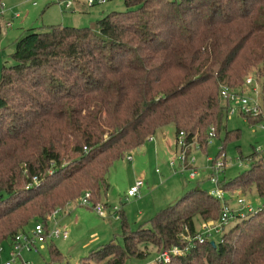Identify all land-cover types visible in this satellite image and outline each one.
<instances>
[{
    "label": "trees",
    "instance_id": "16d2710c",
    "mask_svg": "<svg viewBox=\"0 0 264 264\" xmlns=\"http://www.w3.org/2000/svg\"><path fill=\"white\" fill-rule=\"evenodd\" d=\"M123 4L89 26L26 29L15 41L14 63L2 66L0 244L34 218L46 223L84 189L98 203L112 164L163 125L204 148L209 127L217 135L227 118L220 85L238 87L250 67L264 68V0ZM243 117L249 124L260 119ZM245 159L250 167L220 188L254 187L261 206L235 221L221 242H197L153 264H264V156ZM220 214V199L191 187L136 231L121 212L123 245L111 240L80 264L88 256L95 264H128L145 257L140 245L157 253L184 246L181 235L195 232L196 219ZM60 255L51 249L53 260Z\"/></svg>",
    "mask_w": 264,
    "mask_h": 264
},
{
    "label": "rangeland",
    "instance_id": "374dc122",
    "mask_svg": "<svg viewBox=\"0 0 264 264\" xmlns=\"http://www.w3.org/2000/svg\"><path fill=\"white\" fill-rule=\"evenodd\" d=\"M62 1L64 0H0V74L3 65L14 63L12 53L15 41L26 29L56 25L89 26L96 19L111 11L124 10L123 0H107L105 3L94 5H82L81 3L86 0H77L80 3L78 8L81 10L74 4L71 9H66ZM7 21L10 22V26L6 28L3 25ZM257 70L255 67H250L245 75L254 74L258 75L259 79H264V68ZM226 130L231 131L232 134L229 139L224 140ZM174 133L172 124L163 125L154 133L155 135L152 134L155 141L148 139L144 141V150H127L112 164L107 175L108 186L99 191L98 203L105 207L104 210L107 214L105 218L97 214L93 209L92 202L87 206L78 204L79 198L83 195L82 192L87 191L84 189L80 195L56 206L53 210L60 209L57 214L52 216V210L45 218L48 220L46 221L48 228L52 229L56 224L57 227L68 230L67 239H47L46 242H37L36 248L21 251V259L27 264H80L81 258L111 240L116 244L123 245L121 220L119 219L121 212L126 218L128 228L136 231L144 224L149 225L150 218L157 210L173 204L189 188L200 186L210 193L216 188V185L209 178L213 172L211 170L212 163L208 161V158L224 161L223 171L217 174L220 188L222 182L234 179L250 167L245 156L251 154L255 148L261 145L264 128L251 126L238 113H228L220 132L210 136L204 148H196L192 151L196 159L195 166L198 168L197 175L193 179H190L188 170L180 171L178 168L175 158ZM235 133L238 134L235 135ZM162 135L167 136L169 146L159 147L156 151L154 143L162 145ZM130 154L132 159L127 160L126 156ZM171 159L175 160L174 167L168 164ZM137 170L145 172L144 186L141 188L139 196L126 198L128 183L136 178ZM236 197L244 198L255 210L262 204L254 187L224 192V198L229 205L236 206ZM114 207L117 209L115 212ZM36 219L30 220L31 225L26 226V230L31 231ZM239 222L241 220H236V223ZM201 223V219H196L195 229H199ZM20 230L22 229L18 231ZM214 238L217 239V237ZM0 247V264H3L10 259L9 239L3 241ZM51 249L61 252L59 256L61 259L53 260ZM140 249L146 253L145 257L138 260L131 259L128 264H153L158 254L156 248L147 244V246L140 245ZM96 261V256H88L81 262L95 264Z\"/></svg>",
    "mask_w": 264,
    "mask_h": 264
},
{
    "label": "built area",
    "instance_id": "2783aa9c",
    "mask_svg": "<svg viewBox=\"0 0 264 264\" xmlns=\"http://www.w3.org/2000/svg\"><path fill=\"white\" fill-rule=\"evenodd\" d=\"M107 0H86L85 5H94L105 3ZM64 8L68 9L73 6L71 0L62 1ZM4 27H9L10 22H5ZM220 99L228 106V113H238L242 116L260 117V119L251 126H259L264 128V79H259L258 75L247 74L243 78V83L238 87H229L225 84L220 85L219 90ZM215 134V129L210 126L208 129V137ZM149 140H153V136L147 137ZM196 148H200L196 141L188 142L185 137V133L180 131L175 137V151L176 161L180 171L188 170L190 179H193L197 175V167L195 166V156L192 151ZM253 153L264 156V136L262 137L261 145L254 149ZM127 160H131V154L126 156ZM249 160V159H246ZM211 161L212 174L210 175V181L216 185V188L210 192L215 198L221 200V214L217 219H210L202 221L200 228L195 229L193 234L181 235V238L185 242L184 246L173 245L168 250L158 252L154 262H169L174 255H183L189 251L195 243H203L206 240H212L214 243L222 241V236L230 228V226L238 219L245 218L249 213L255 211L253 207L246 202L242 197H236L235 205H229L224 198V192L219 188L218 173L223 171L225 165L223 160H216L208 158ZM169 166H175V160H169ZM36 180V177H34ZM143 186L142 180L135 181L126 193L127 197H137L140 195V189ZM232 198V197H231ZM91 203L89 191L83 192V195L79 198L78 204L87 206ZM93 209L97 214L103 218L107 216L103 205L100 203H92ZM60 209L54 210L52 216L58 213ZM114 212L117 211L116 207L113 208ZM257 210V209H256ZM48 221V220H47ZM68 230L65 228H59L54 224L52 229L48 228L46 223L38 221L34 223L33 228L30 230H20L13 237L9 239L10 243V259L3 264H27V262L21 259V251L23 249L36 248L37 242H46L47 239H67ZM214 237H217L215 239ZM1 252V247H0Z\"/></svg>",
    "mask_w": 264,
    "mask_h": 264
},
{
    "label": "crops",
    "instance_id": "0c3cea01",
    "mask_svg": "<svg viewBox=\"0 0 264 264\" xmlns=\"http://www.w3.org/2000/svg\"><path fill=\"white\" fill-rule=\"evenodd\" d=\"M77 1V0H76ZM82 5H85L84 3H81ZM74 5L76 6V8H78V5H80V3L79 2H75L74 3ZM68 9H71V8H68ZM79 10H81V8H78ZM77 27V26H76ZM159 130V129H158ZM157 130V131H158ZM156 131V132H157ZM155 132V133H156ZM153 135H155V134H153ZM174 135H175V133H174ZM146 139H148V138H146ZM149 140V139H148ZM149 141H155V138L153 137V140H149ZM161 142H162V145L160 144V143H154V147L156 148V151H158V149H159V147H162L163 146V148H165V146L166 147H168L169 146V141H168V138H167V136H165V135H162V138H161ZM137 151H140V150H144V146H143V144L141 145V146H139L138 148H135ZM110 171V170H109ZM108 174H109V172H108ZM107 174V175H108ZM134 175H135V173H134ZM145 176V172L143 171V170H137V172H136V178L135 179H133V180H130L129 181V183H128V185H129V188L132 186V185H134V183H135V181H137V180H142L143 181V177ZM143 186H144V182H143ZM142 186V187H143ZM141 187V188H142ZM128 188V189H129ZM140 193H141V189H140Z\"/></svg>",
    "mask_w": 264,
    "mask_h": 264
},
{
    "label": "water",
    "instance_id": "95a60500",
    "mask_svg": "<svg viewBox=\"0 0 264 264\" xmlns=\"http://www.w3.org/2000/svg\"><path fill=\"white\" fill-rule=\"evenodd\" d=\"M212 244H214V242L212 241Z\"/></svg>",
    "mask_w": 264,
    "mask_h": 264
}]
</instances>
